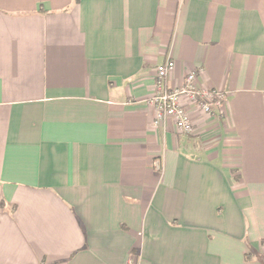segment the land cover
I'll list each match as a JSON object with an SVG mask.
<instances>
[{"label": "crops", "instance_id": "crops-1", "mask_svg": "<svg viewBox=\"0 0 264 264\" xmlns=\"http://www.w3.org/2000/svg\"><path fill=\"white\" fill-rule=\"evenodd\" d=\"M0 264H264V0H0Z\"/></svg>", "mask_w": 264, "mask_h": 264}, {"label": "built area", "instance_id": "built-area-1", "mask_svg": "<svg viewBox=\"0 0 264 264\" xmlns=\"http://www.w3.org/2000/svg\"><path fill=\"white\" fill-rule=\"evenodd\" d=\"M173 68L174 62L171 59L156 66L154 90L148 99V102L156 109L153 121L155 126L162 125L168 119H172L180 132L192 133V123L184 105L180 102L182 97L197 103L200 109L208 115L218 112L219 116H224L226 92L218 89H205L199 85L197 80L199 71L197 70L187 73L179 86L168 88L164 82Z\"/></svg>", "mask_w": 264, "mask_h": 264}]
</instances>
